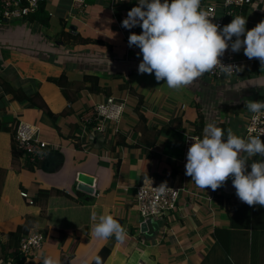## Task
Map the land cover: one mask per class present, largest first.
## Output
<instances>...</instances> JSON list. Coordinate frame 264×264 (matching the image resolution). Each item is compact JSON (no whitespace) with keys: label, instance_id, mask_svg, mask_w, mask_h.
Instances as JSON below:
<instances>
[{"label":"crops","instance_id":"crops-1","mask_svg":"<svg viewBox=\"0 0 264 264\" xmlns=\"http://www.w3.org/2000/svg\"><path fill=\"white\" fill-rule=\"evenodd\" d=\"M86 1L78 9L73 0H47L48 28L25 19L0 23V78L38 92L58 115L54 122L39 108L10 100L0 86L4 121L12 129L19 121L35 125L39 139L48 144L35 165L24 153L13 162V136L0 132V169L5 171L4 176L0 171V264L9 235L28 218L30 233L46 237L33 264L44 258L56 264L64 258L71 264H92L104 247L110 250L105 264H264V207L240 201L232 181L215 191L204 190L179 171L183 133L196 131L202 123V138L209 124L253 138L247 134L253 113L246 102L264 101V73L249 76L248 71L262 67L259 60H249L241 48L238 75H203L180 91L172 90L165 81L157 82L154 73L138 74L142 55L128 46V37L142 29L121 26L138 0ZM219 1L201 0V5ZM243 18L246 30L264 21V0H254ZM62 24L66 34L60 39ZM80 39L104 41L112 50ZM63 74L70 83L65 91L48 80ZM84 76H97L102 91L85 89L90 84L84 85ZM108 97L126 101L127 108L118 123L104 122L100 130L94 107ZM173 121L169 133L158 135ZM252 162H264V157H247L248 172ZM81 173L95 178L94 193L78 190ZM148 181L180 189V198L175 211L163 221L152 220L153 230L144 233L136 194ZM40 190L48 198H39ZM22 191L34 204L22 198ZM102 215H111L124 227L122 242L114 235L107 240L94 235ZM231 221L237 226L231 227Z\"/></svg>","mask_w":264,"mask_h":264},{"label":"clouds","instance_id":"clouds-1","mask_svg":"<svg viewBox=\"0 0 264 264\" xmlns=\"http://www.w3.org/2000/svg\"><path fill=\"white\" fill-rule=\"evenodd\" d=\"M246 23L245 18L236 16L219 29L201 8V0H138V6L127 13L121 26L127 30L142 29L141 34L128 37V46L140 50L138 57L142 54L138 74L154 73L157 82L165 81L170 89L180 91L217 67L227 76L239 72V67L225 66L219 59L229 47L233 53L243 48L249 60L258 59L264 67V21L251 30H246ZM246 108L254 114L255 121L264 110V101L249 100ZM261 131L264 133V129ZM224 137V129L209 124L202 139L190 138L193 142L187 151L185 175L197 187L213 191L231 177L240 201L264 207V162H252L251 171H247V157H264V141L259 136L246 140L230 129ZM242 152L246 157H241ZM155 190L163 194L170 189L164 182ZM99 219L93 228L98 239L107 240L114 235L118 242L123 241L126 230L117 220L111 215ZM43 264L56 262L44 258ZM96 264H102L101 257H96Z\"/></svg>","mask_w":264,"mask_h":264},{"label":"built area","instance_id":"built-area-1","mask_svg":"<svg viewBox=\"0 0 264 264\" xmlns=\"http://www.w3.org/2000/svg\"><path fill=\"white\" fill-rule=\"evenodd\" d=\"M45 2L47 3V0H0V15L7 20L25 19V17L38 11L39 6ZM253 3L254 0H220L217 3L202 4L201 8L208 13L210 21L218 25L219 29H222L224 26L230 24L236 16L243 17L247 8L252 6ZM73 5L78 9H82L86 6V0H73ZM234 39L235 37H233ZM219 59L223 65H235L240 68V71L234 72L231 76H227L217 67L213 72L205 73V76L212 79L233 78L243 68L238 53H233L230 47ZM126 106V101L117 100L113 97H108L103 102L97 104L94 107V115L97 122L102 124L99 126V129L103 130L102 126L104 122L111 121L118 123L125 114ZM252 117L247 126V134L251 137L259 136L261 141H263L264 133L261 130L264 129V111L257 116L255 121H253ZM183 136V149L179 160V171L182 175L186 176L185 164L187 162V151L193 142L190 138L199 137L202 139V137L195 131L185 132ZM14 140L18 150L24 153L33 165L42 158L48 148V144L39 139L38 128L24 121H19L16 125ZM230 181H232L231 177L225 183ZM160 185L159 183L148 181L138 187L136 203L144 222L148 220L163 221L171 212L178 208L180 189L168 187L170 190L161 194L155 190ZM21 196L30 205L34 204L27 192L22 191ZM45 241L46 237L40 232H33L22 237L19 244V252L25 256L26 263H32L33 259L42 252ZM7 264H14V260L12 258L9 259Z\"/></svg>","mask_w":264,"mask_h":264},{"label":"trees","instance_id":"trees-1","mask_svg":"<svg viewBox=\"0 0 264 264\" xmlns=\"http://www.w3.org/2000/svg\"><path fill=\"white\" fill-rule=\"evenodd\" d=\"M86 4H87V1H86ZM243 16H245V13ZM5 21H7V19H4L0 15V23H4ZM25 21H27L28 23H37V24H40L46 28L50 27L51 14L48 12L47 3L45 2V3L41 4L39 6L38 11H36L35 13L30 14L29 16L25 17ZM65 34H66L65 25L62 24V31L58 34L59 35L58 37L61 39L62 36H64ZM78 42H81L84 44L92 43V44H98V45H106L107 48L112 50L111 45L105 43L104 41H100V40L80 39V40H78ZM133 48L137 52L140 51L138 48H136L134 46H133ZM248 72H249V74H248L249 76L252 74H256V75L262 74V73H264V67L254 66L253 69H251ZM1 80H0V86L2 87L5 95L11 96L10 100L18 101L22 104L28 103V105L30 107H37L40 110L44 111L45 115L49 116L51 119H53L54 122H56L58 115H56L54 112L51 111V109L47 106V104L45 103V101L42 99L41 95L38 92L32 94V93H29L25 89L15 88L14 86H12V84H10L6 81H3V80L1 81ZM48 80H49V82H52V83L58 85L63 91H65V88L70 84L68 77L65 74H63L59 78H49ZM83 83H84V85L90 84L88 87L85 86V89H88L92 93H94V92L99 93L102 91L101 87L99 86V78L97 76H84ZM140 100H141V97H140ZM2 101L5 103L4 97H0V132L10 133V134H12L13 139H14L15 129H12L9 126V124H10L9 121H4V119H3V111L5 110V105L2 104ZM140 104H141V102L139 103L138 108H137L138 112H139ZM140 119L144 120V116L141 114H140ZM199 122H201V123L203 122L201 115L199 117ZM175 125L178 126V124H175ZM173 126H174V121L170 125L158 130V135L162 134L163 132H166V134L169 133L170 129ZM203 127H204V123H202L200 127H197L195 132L197 134L201 135ZM219 128L224 129V132H225L224 138L226 139L227 132H228L227 128L224 125L219 126ZM21 153L22 152L19 151L18 148L16 147L15 140H14V146H13V152H12L13 162L16 160L17 155L21 154ZM0 171L3 173V176H4L5 171L3 169H0ZM2 185H3V181H0V194H1V190H2ZM48 196H49V193L45 192L44 190H40L39 198H41V197L48 198ZM29 220H31V218H28L24 224L20 225L18 227V229L16 230V232L11 233L9 235V238H10L9 244L7 246H4L1 249L2 250V257L4 259L2 264H7V261L11 258L14 260V264H33V263H26L25 262V260H26L25 256L21 255V253L19 252V244H20L22 237L30 234L31 224H29ZM234 226H237V224L235 222L231 221V227H234ZM97 256L101 257L102 258V264H105L108 257L110 256V250L107 247H104L98 253ZM34 264H43V261L38 262V263H34ZM61 264H71L70 258H64ZM92 264H96V258L94 259Z\"/></svg>","mask_w":264,"mask_h":264},{"label":"water","instance_id":"water-1","mask_svg":"<svg viewBox=\"0 0 264 264\" xmlns=\"http://www.w3.org/2000/svg\"><path fill=\"white\" fill-rule=\"evenodd\" d=\"M74 28V27H72ZM78 181L80 186L78 187L79 191H83L85 193L88 194H92L94 193V183H95V178L92 176H89L87 174L81 173L78 176ZM142 232L146 233L150 230H153L152 227V220H148L146 222L143 223V225L141 226Z\"/></svg>","mask_w":264,"mask_h":264},{"label":"rangeland","instance_id":"rangeland-1","mask_svg":"<svg viewBox=\"0 0 264 264\" xmlns=\"http://www.w3.org/2000/svg\"><path fill=\"white\" fill-rule=\"evenodd\" d=\"M232 22V21H231Z\"/></svg>","mask_w":264,"mask_h":264}]
</instances>
